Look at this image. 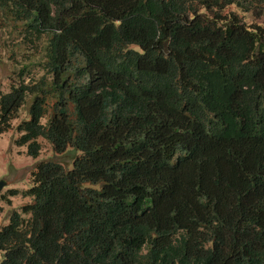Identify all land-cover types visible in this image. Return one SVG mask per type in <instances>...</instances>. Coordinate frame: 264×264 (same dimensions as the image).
Instances as JSON below:
<instances>
[{
	"label": "trees",
	"instance_id": "obj_1",
	"mask_svg": "<svg viewBox=\"0 0 264 264\" xmlns=\"http://www.w3.org/2000/svg\"><path fill=\"white\" fill-rule=\"evenodd\" d=\"M230 6L264 17V0H0L46 72L0 97V135L30 100L16 144L80 154L35 165L0 264H264V21Z\"/></svg>",
	"mask_w": 264,
	"mask_h": 264
},
{
	"label": "rangeland",
	"instance_id": "obj_2",
	"mask_svg": "<svg viewBox=\"0 0 264 264\" xmlns=\"http://www.w3.org/2000/svg\"><path fill=\"white\" fill-rule=\"evenodd\" d=\"M224 15H236L247 27L263 24L262 19L255 18L251 13H243L235 6L228 7ZM41 40L28 36L13 23H6L0 17V97L11 91L13 86L21 83L36 85L46 72L43 64ZM31 101L28 100L21 109L18 118L12 121V129L0 135V181L8 186L0 193V229L7 226L11 214L21 213L23 206L32 204L33 199L23 196V192L32 186L31 172L35 165L42 161L53 160L63 164L66 169H72L76 157L80 154L68 149L64 154H56L52 145L40 138L41 153L37 159L28 156L27 146L20 147L16 141L21 137L18 126L29 119ZM49 118L42 120L47 124ZM17 190L19 195L11 197L10 192Z\"/></svg>",
	"mask_w": 264,
	"mask_h": 264
},
{
	"label": "water",
	"instance_id": "obj_3",
	"mask_svg": "<svg viewBox=\"0 0 264 264\" xmlns=\"http://www.w3.org/2000/svg\"><path fill=\"white\" fill-rule=\"evenodd\" d=\"M8 184L5 181H0V193L7 187Z\"/></svg>",
	"mask_w": 264,
	"mask_h": 264
}]
</instances>
